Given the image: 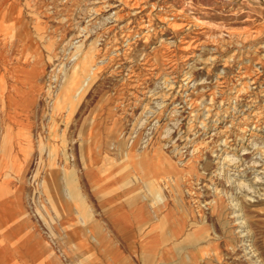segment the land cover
<instances>
[{"label": "rangeland", "instance_id": "374dc122", "mask_svg": "<svg viewBox=\"0 0 264 264\" xmlns=\"http://www.w3.org/2000/svg\"><path fill=\"white\" fill-rule=\"evenodd\" d=\"M62 1L0 0V249L83 264L115 196L264 264V0Z\"/></svg>", "mask_w": 264, "mask_h": 264}, {"label": "crops", "instance_id": "0c3cea01", "mask_svg": "<svg viewBox=\"0 0 264 264\" xmlns=\"http://www.w3.org/2000/svg\"><path fill=\"white\" fill-rule=\"evenodd\" d=\"M131 199L107 200L106 219L95 224V237L84 246L83 264H200V233L189 225H174L166 208ZM11 211L0 209V226L13 217ZM22 244L16 252L20 264H58L42 243ZM0 250L15 262L13 254Z\"/></svg>", "mask_w": 264, "mask_h": 264}, {"label": "bare ground", "instance_id": "6f19581e", "mask_svg": "<svg viewBox=\"0 0 264 264\" xmlns=\"http://www.w3.org/2000/svg\"><path fill=\"white\" fill-rule=\"evenodd\" d=\"M41 0H32V2L34 3V4H36V3H38V5L41 3L40 2ZM60 1V0H59ZM62 1V0H61ZM95 1V0H94ZM122 1V0H121ZM127 1V5L129 6V8L130 9H137V8H139L140 7V5H138V3H137V1L136 0H126ZM63 2V1H62ZM67 2V1H66ZM71 2H73V1H71ZM96 2V1H95ZM107 2V1H106ZM112 2H115V1H112ZM92 3V2H91ZM101 3V2H100ZM103 3H104V1H103ZM58 4H60V3H58ZM71 4V3H70ZM85 4V3H84ZM37 5V6H38ZM43 5V4H42ZM72 5V4H71ZM106 5H109L110 7H111V5L112 4H106ZM114 5V4H113ZM112 5V6H113ZM124 5V4H123ZM76 6V4H73L72 5V7H70V8H73L74 9V7ZM82 6V5H81ZM104 6V5H103ZM92 7V6H91ZM39 8V7H38ZM41 8V7H40ZM86 8V7H85ZM108 8V7H107ZM141 8V7H140ZM37 9V8H36ZM44 9V8H43ZM69 8H66V10H68ZM91 9V8H90ZM103 9H104V7H103ZM106 9V8H105ZM45 10V9H44ZM41 11V13H42V10H40ZM38 12V11H37ZM133 12V11H132ZM134 12H135V10H134ZM139 11H137V12H135V13H138ZM69 13V12H68ZM40 14V13H39ZM134 14V13H133ZM71 15H74V14H71ZM135 15V14H134ZM67 17H69V16H67ZM163 17V16H162ZM66 18V17H65ZM89 20H91V19H89ZM167 20V19H166ZM170 24V23H169ZM69 25H70V23H69ZM173 25H175V24H173ZM183 25H188V24H183ZM145 26H147V23L146 24H142L141 25V27H145ZM149 26V25H148ZM176 26V25H175ZM190 26H187V29L189 28ZM147 36V35H146ZM188 47H189V44H186V45H184V46H182L181 47V49L182 50H188ZM118 67V66H117ZM123 67V66H122ZM121 69V68H120ZM185 75V74H184ZM190 78V76H187V75H185V77H184V80H186V79H189ZM136 80V79H135ZM129 83V82H128ZM127 83V84H128ZM136 84V83H135ZM168 89V88H167ZM168 94V93H167ZM164 96V95H163ZM167 97V96H166ZM195 102V101H194ZM187 103V102H186ZM192 105V104H191ZM190 105V106H191ZM189 108V107H188ZM254 113V112H253ZM197 117V116H196ZM256 117V116H255ZM252 119V118H251ZM195 120V119H194ZM226 145V144H225ZM264 151V150H263ZM263 154H264V152H263ZM227 156H225L224 158H226ZM263 157H264V155H263ZM223 158V159H224ZM0 235H1V233H0ZM2 236V235H1ZM26 238V237H25ZM35 241H36V239H35ZM31 242V241H30ZM38 242V241H37ZM36 242V243H37ZM34 245H36L37 246V244H34ZM39 245V244H38ZM22 246V245H21ZM24 246V245H23ZM27 246V245H26ZM28 247V246H27ZM39 247V246H38ZM30 248H31V246H30ZM0 254H1V250H0ZM2 256H0V258H1ZM0 261H2V263H5V264H7V263H9V260H8V258H6V259H4V260H2V259H0Z\"/></svg>", "mask_w": 264, "mask_h": 264}]
</instances>
